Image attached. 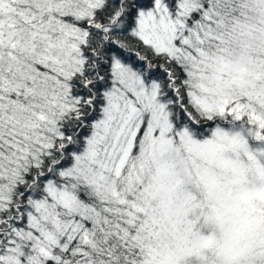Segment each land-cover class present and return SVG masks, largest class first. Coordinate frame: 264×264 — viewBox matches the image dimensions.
<instances>
[{
  "label": "snow or ice",
  "instance_id": "1",
  "mask_svg": "<svg viewBox=\"0 0 264 264\" xmlns=\"http://www.w3.org/2000/svg\"><path fill=\"white\" fill-rule=\"evenodd\" d=\"M0 264H264V0H0Z\"/></svg>",
  "mask_w": 264,
  "mask_h": 264
}]
</instances>
